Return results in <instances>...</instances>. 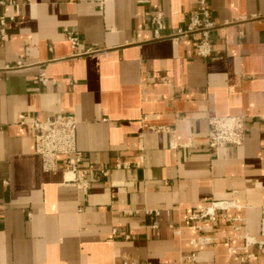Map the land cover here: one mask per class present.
<instances>
[{
	"label": "crops",
	"instance_id": "obj_1",
	"mask_svg": "<svg viewBox=\"0 0 264 264\" xmlns=\"http://www.w3.org/2000/svg\"><path fill=\"white\" fill-rule=\"evenodd\" d=\"M18 2L0 5L14 15L0 33V264H264L245 248L264 240V0H209L223 25L207 58L190 37L152 38L153 12L170 32L197 0ZM56 113L78 119L81 165L108 171L89 192L64 183L63 159L43 170L23 122ZM227 115L245 116L244 143L209 150V117ZM212 203L227 205L216 220L189 218Z\"/></svg>",
	"mask_w": 264,
	"mask_h": 264
},
{
	"label": "built area",
	"instance_id": "obj_2",
	"mask_svg": "<svg viewBox=\"0 0 264 264\" xmlns=\"http://www.w3.org/2000/svg\"><path fill=\"white\" fill-rule=\"evenodd\" d=\"M18 0H0V5H17ZM9 20H14V15H0V33L2 39L6 38V25ZM153 25V39H170L175 43L190 37L195 43V52L200 57H210L213 53L212 47V32L223 23L213 16L209 5V0H197L196 8L190 12L184 25L173 31H167L165 25V14L162 10L153 12L150 16ZM66 36L74 50H77L80 45V37L73 30L66 31ZM21 60L13 65H6L3 70H16L23 66ZM35 84L48 83V78L45 73H41L34 80ZM28 124L32 130L33 137L36 143V152L42 158L43 170L46 172H55L61 168L60 160L63 159V169L67 176L64 183L72 185L78 190L89 192L93 183L100 180L101 177L107 175L106 168H88L82 166L84 161V153L79 150L77 145V127L78 119L74 114L56 113L49 116L45 120H40L33 117L30 120L23 121ZM209 134L208 148L209 150H217L226 146H241L246 139V118L244 115H227V116H211L208 119ZM160 129H163L160 128ZM115 165H119L116 161ZM225 203H212L209 206L201 208L199 211H193L189 214L190 219L195 220H216L217 210L226 209ZM148 214L160 215L161 211L147 210ZM232 218H228L231 220ZM233 220V219H232ZM173 227V226H172ZM241 225H235V229H241ZM201 230L202 226L198 225ZM177 233L180 230L175 229ZM116 233L117 230L115 229ZM128 237V236H127ZM208 236H202L199 239H192L190 243L193 246L201 245L209 241ZM258 245L259 248H264V240L255 239L252 236L246 237V247ZM231 253L233 248H230ZM195 252H192L188 259L194 260ZM254 256L253 253L247 255H237L235 259L241 262H246Z\"/></svg>",
	"mask_w": 264,
	"mask_h": 264
}]
</instances>
